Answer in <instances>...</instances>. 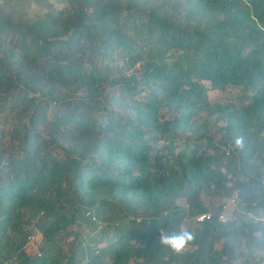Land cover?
I'll use <instances>...</instances> for the list:
<instances>
[{
  "label": "trees",
  "instance_id": "trees-1",
  "mask_svg": "<svg viewBox=\"0 0 264 264\" xmlns=\"http://www.w3.org/2000/svg\"><path fill=\"white\" fill-rule=\"evenodd\" d=\"M15 1L0 0V264H261L264 0ZM232 87L249 101L210 102ZM182 230L181 251L161 243Z\"/></svg>",
  "mask_w": 264,
  "mask_h": 264
},
{
  "label": "rangeland",
  "instance_id": "rangeland-1",
  "mask_svg": "<svg viewBox=\"0 0 264 264\" xmlns=\"http://www.w3.org/2000/svg\"><path fill=\"white\" fill-rule=\"evenodd\" d=\"M51 2L57 9L63 7L64 2L60 0H19L20 7L21 5L26 4L28 11L31 14H34L38 9H40L43 2ZM8 4L16 3L15 0H5ZM63 2V3H62ZM208 88H210L209 83H205ZM250 99V94L246 95L243 93L241 88H228L225 92L209 90V100L214 106L218 105H233L235 107H241L246 104ZM234 210V207L230 206L227 213L229 214ZM226 214V213H225ZM30 240L28 242L27 249L30 254H36L39 252L43 246L44 240L41 233L38 230H31Z\"/></svg>",
  "mask_w": 264,
  "mask_h": 264
},
{
  "label": "clouds",
  "instance_id": "clouds-1",
  "mask_svg": "<svg viewBox=\"0 0 264 264\" xmlns=\"http://www.w3.org/2000/svg\"><path fill=\"white\" fill-rule=\"evenodd\" d=\"M193 239V236L187 230L174 232L172 234H165L161 237V243L171 247L173 250L179 252L184 246Z\"/></svg>",
  "mask_w": 264,
  "mask_h": 264
},
{
  "label": "built area",
  "instance_id": "built-area-1",
  "mask_svg": "<svg viewBox=\"0 0 264 264\" xmlns=\"http://www.w3.org/2000/svg\"><path fill=\"white\" fill-rule=\"evenodd\" d=\"M264 185V183H263ZM231 203H236V199H233L231 201ZM226 208V207H225ZM213 218V215L211 213H205V214H201L199 216H197L196 218V222L197 223H203L205 221H208V220H211ZM218 221L221 223V224H226L228 221H229V218L227 216V214L225 213H221L219 216H218ZM260 263L261 264H264V251L261 253V256H260Z\"/></svg>",
  "mask_w": 264,
  "mask_h": 264
}]
</instances>
